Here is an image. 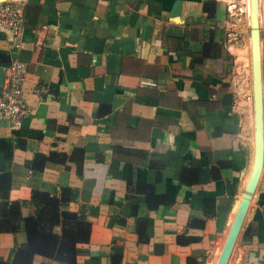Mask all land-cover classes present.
I'll list each match as a JSON object with an SVG mask.
<instances>
[{
	"label": "crops",
	"instance_id": "crops-1",
	"mask_svg": "<svg viewBox=\"0 0 264 264\" xmlns=\"http://www.w3.org/2000/svg\"><path fill=\"white\" fill-rule=\"evenodd\" d=\"M4 3L20 8L22 27L20 47L0 27V92L6 66L23 62L28 113L18 128L0 120V182L6 175L21 217L38 213L34 192L82 215L89 235L73 264H216L255 154L250 32L249 46L238 47L237 2ZM261 10L264 0L259 19ZM10 223L18 227L0 228V264L26 243L22 223ZM256 260H264V157L227 264ZM30 264L69 263L34 254Z\"/></svg>",
	"mask_w": 264,
	"mask_h": 264
},
{
	"label": "trees",
	"instance_id": "trees-1",
	"mask_svg": "<svg viewBox=\"0 0 264 264\" xmlns=\"http://www.w3.org/2000/svg\"><path fill=\"white\" fill-rule=\"evenodd\" d=\"M10 183L6 175H2L0 182V213L1 229L15 231L18 227L9 222H21L26 235V243L18 248L15 258L10 264H30L34 254H40L59 262L74 263L75 245L87 241L89 224L82 215L60 211L61 201L49 197L47 194L34 192L32 202L38 208L34 216L21 217L20 204L8 200ZM161 201V200H160ZM169 202V200L164 203ZM60 226V233L54 228ZM187 264H199L193 258Z\"/></svg>",
	"mask_w": 264,
	"mask_h": 264
},
{
	"label": "water",
	"instance_id": "water-1",
	"mask_svg": "<svg viewBox=\"0 0 264 264\" xmlns=\"http://www.w3.org/2000/svg\"><path fill=\"white\" fill-rule=\"evenodd\" d=\"M181 2L176 1L172 15L177 16L180 13ZM249 26L251 43V82H252V102L254 118V142L255 154L253 168L239 203L236 215L233 219L222 250L219 254L216 264H227L230 253L242 226L250 199L258 183L264 157V132H263V82H262V60L260 46V31L258 18V0H249Z\"/></svg>",
	"mask_w": 264,
	"mask_h": 264
},
{
	"label": "built area",
	"instance_id": "built-area-1",
	"mask_svg": "<svg viewBox=\"0 0 264 264\" xmlns=\"http://www.w3.org/2000/svg\"><path fill=\"white\" fill-rule=\"evenodd\" d=\"M21 18L20 8L9 3L0 4V27L12 30V41L17 47L21 46ZM26 73L25 64L17 59L12 60L5 69V83L0 92V120L6 121L11 128L20 127L28 113L22 100ZM251 264H264V260Z\"/></svg>",
	"mask_w": 264,
	"mask_h": 264
},
{
	"label": "rangeland",
	"instance_id": "rangeland-1",
	"mask_svg": "<svg viewBox=\"0 0 264 264\" xmlns=\"http://www.w3.org/2000/svg\"><path fill=\"white\" fill-rule=\"evenodd\" d=\"M235 2H237V6L235 7V13L233 14L232 18H230L231 22H235V25L233 26L235 28L234 30V38L236 39L237 43H238V47H243L244 45H248V41H249V19H248V12L246 11V6H245V2L243 0H234ZM237 17V22L235 20V18ZM238 22H241L240 24ZM259 23L262 26V24H264V10H261L260 12V19H259ZM261 28V34L263 36H261V46H262V39L264 40V34L262 32V27ZM264 43V41H263ZM245 48V47H244ZM248 61V60H247ZM243 64L241 63V66ZM246 69H247V65H246ZM248 70V69H247ZM247 73V72H246ZM245 76L247 77V81L249 82V72L246 74ZM248 90L245 92V95H247L248 98H250L251 100V93L249 92V85H247Z\"/></svg>",
	"mask_w": 264,
	"mask_h": 264
},
{
	"label": "bare ground",
	"instance_id": "bare-ground-1",
	"mask_svg": "<svg viewBox=\"0 0 264 264\" xmlns=\"http://www.w3.org/2000/svg\"><path fill=\"white\" fill-rule=\"evenodd\" d=\"M258 18H259V0H258Z\"/></svg>",
	"mask_w": 264,
	"mask_h": 264
}]
</instances>
